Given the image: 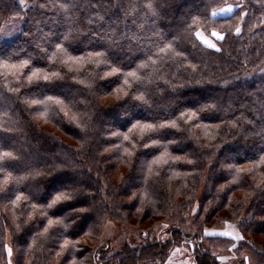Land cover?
Wrapping results in <instances>:
<instances>
[{
  "label": "trees",
  "instance_id": "obj_1",
  "mask_svg": "<svg viewBox=\"0 0 264 264\" xmlns=\"http://www.w3.org/2000/svg\"><path fill=\"white\" fill-rule=\"evenodd\" d=\"M67 2L0 0V30L22 19L0 40V64L60 77L36 87L0 75V156L13 157L0 162V264L163 263L187 241L194 264H225L214 250L264 264V0ZM227 3L230 15H211ZM198 29L221 32V50L203 46ZM173 122L152 139L129 132ZM59 174L84 211L49 228L73 212L46 209ZM109 221L167 236L110 253ZM228 224L243 239L205 235Z\"/></svg>",
  "mask_w": 264,
  "mask_h": 264
},
{
  "label": "snow or ice",
  "instance_id": "obj_2",
  "mask_svg": "<svg viewBox=\"0 0 264 264\" xmlns=\"http://www.w3.org/2000/svg\"><path fill=\"white\" fill-rule=\"evenodd\" d=\"M19 4L21 7H26V0H18ZM41 7H44L46 5H40ZM70 5L68 4L67 0H59V7L62 9L68 8ZM152 5L149 3L148 8L151 9ZM236 7H240V5H236ZM234 11L232 6H228L226 8H221L219 12H212V16H217L220 14L224 13H232ZM130 14V13H129ZM246 15V13H245ZM195 23V21L193 22ZM236 35H239L241 32L240 28H236ZM195 37L200 41V43L205 46L206 48L209 49H215L216 51H220L221 49L217 48L216 43L213 42L212 39H209L205 37L202 32L197 31L194 33ZM210 36L215 38L216 41H222L225 39V36L222 34H219L215 31H212L210 33ZM172 45L170 44L167 49L161 48L159 50V54L165 53L166 51H169L171 49ZM97 57H102L104 56L103 53L97 52L96 53ZM141 67H146V65H141ZM0 75L5 76L7 78L8 75H11L14 79H18V74H24L27 79V83L29 84H34L36 87H40L41 82H46L44 86H47V83H52L57 79H60L59 73H52L51 75L48 74H41L40 69L33 70V66L30 64L29 61H24L19 64L15 63H8L4 62L3 64H0ZM11 70V71H9ZM25 70H27L25 72ZM111 75L116 76L117 79H119L120 75H123V73L120 71V69H113V72ZM135 72H129L127 73L128 77H136ZM125 84L128 83V80L125 79ZM57 103H60L59 101ZM175 122L172 124H153V123H146V124H133L132 128L129 129V132H133L137 128H139L140 132L142 134H145L147 136V139H152V136L154 134L158 135H163L164 133L161 130L165 129H170V128H175ZM117 135H120L119 133ZM143 138V137H142ZM123 139L125 141H129L131 137L128 135H124ZM159 144V141H153L151 145L149 144H144V147H157ZM12 154L11 153H4L3 156H0V162L10 160L12 159ZM162 158L158 157L156 161H153L154 164H159L161 162ZM163 163H168L167 160H163ZM63 174L59 175H53L48 179V184L52 185V190L48 193V195L51 198L50 202L47 203L46 209H52L55 208L57 205H61L62 207H67L70 209H73L72 213L66 214L64 217H62L59 220L56 221H49L48 227L51 228L54 224H63L64 220L68 218V216L72 214H79L80 212H83L84 209H77L74 208V204L80 203V201L77 199L76 194L74 191L68 190L69 189V184L68 181L62 178ZM19 199V197H17ZM44 215L47 216V211H44ZM48 231V228H45V232ZM147 235V234H145ZM205 235H219L222 237H229V238H235L233 237V234L231 232H220V233H210V232H205ZM239 239H243V237H239ZM69 242L65 241L63 247L64 248H69ZM6 247V246H5ZM233 247L235 248L236 245L234 244ZM177 252L180 251L179 249L176 250ZM7 254L9 257L12 255V249L7 248ZM247 258H245L246 260ZM10 264V262H9Z\"/></svg>",
  "mask_w": 264,
  "mask_h": 264
},
{
  "label": "rangeland",
  "instance_id": "obj_3",
  "mask_svg": "<svg viewBox=\"0 0 264 264\" xmlns=\"http://www.w3.org/2000/svg\"><path fill=\"white\" fill-rule=\"evenodd\" d=\"M224 6H232L233 9L235 7L233 3H227ZM21 22H22L21 18L10 19L0 30V40L11 41L20 31ZM197 31L202 32L204 36H206L209 39H212L213 42L216 43V46L219 47L218 43L220 41H216L215 38L210 36V33L208 34L202 29H198ZM213 31L219 34H222L221 32H218L216 30H213ZM225 231L231 232L233 234V237L235 238L241 237L236 224H228L223 230H211V232L210 231L209 232L210 233H220V232H225ZM144 234H147V235H144ZM165 236H167V229L165 227L160 226V227H156L155 229H153L152 232H149V231L145 232L143 229L132 228V227H128L125 225L116 224L113 221H109L105 225L104 231L102 233L101 243L103 247L108 248L111 253L113 251H117L121 249V247L125 243H128L131 246H136L147 240L153 239L155 237L162 239ZM192 244H193L192 241H187L181 245L176 246V249H179L180 251L172 255V260H171L172 263L175 264L178 259L188 260L190 257H192V254H191ZM203 244L205 248H208V244L205 241ZM214 252L219 256V258L225 264H236L239 261V259H237L235 254L229 253V251L214 250ZM99 264H102V263H99ZM112 264H116V263H112ZM237 264H240V263H237Z\"/></svg>",
  "mask_w": 264,
  "mask_h": 264
},
{
  "label": "crops",
  "instance_id": "obj_4",
  "mask_svg": "<svg viewBox=\"0 0 264 264\" xmlns=\"http://www.w3.org/2000/svg\"><path fill=\"white\" fill-rule=\"evenodd\" d=\"M226 7H228V6H223L222 8H226ZM221 9V8H220ZM219 9V10H220ZM219 10H218V12H219ZM231 13H224V14H220V16H227V15H230ZM177 249H176V247L171 251V253H170V255H169V257H168V259L165 261V262H163V263H139V264H174V263H172V255L174 254V253H178L177 251H176ZM175 251V252H174ZM175 264H194V262H193V257H190L188 260H180V259H178L177 261H176V263Z\"/></svg>",
  "mask_w": 264,
  "mask_h": 264
},
{
  "label": "bare ground",
  "instance_id": "obj_5",
  "mask_svg": "<svg viewBox=\"0 0 264 264\" xmlns=\"http://www.w3.org/2000/svg\"><path fill=\"white\" fill-rule=\"evenodd\" d=\"M206 37V36H205Z\"/></svg>",
  "mask_w": 264,
  "mask_h": 264
}]
</instances>
